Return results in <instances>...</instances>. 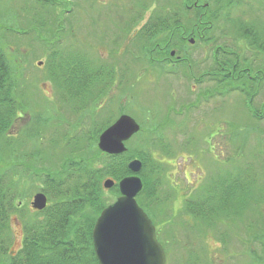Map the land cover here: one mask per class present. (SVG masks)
Returning <instances> with one entry per match:
<instances>
[{
    "label": "rangeland",
    "instance_id": "374dc122",
    "mask_svg": "<svg viewBox=\"0 0 264 264\" xmlns=\"http://www.w3.org/2000/svg\"><path fill=\"white\" fill-rule=\"evenodd\" d=\"M46 1L40 4L35 0H0V25L13 27L11 32L0 28L4 47L8 51L11 47L25 58V77L38 86L40 103L53 108V124L61 122L58 115L63 111L70 126L79 119L78 112L71 115L66 111L68 107L57 98L52 82L46 78L44 62L50 49L67 46L73 52L86 51L84 55L90 60L116 61L121 67L126 64L124 81L118 86L120 73L114 68V81L107 88V94L100 95L98 100L93 99L89 106L98 101V104L108 107L121 105L125 107L123 113L142 124L141 134L133 136L127 146L139 149L144 139L143 131L149 125L160 128L162 143L173 145L165 143L167 153L158 147L153 149L157 159L160 157L161 161L167 162L163 166L167 183L165 180L162 183V188L170 195L165 204L167 213L155 212L154 215L166 264H264V89L260 88L252 97V105L261 115L256 118L250 115L246 104L248 100L239 92L220 90L207 76L199 79L201 73L212 67L217 46L236 51L253 63L261 62L258 51L249 47L243 39H236L234 28L229 26L236 24V20L264 24V4L261 6L253 0H242L225 10L223 17L229 18L227 23L220 17L213 21V28H204L201 36H195L192 44L183 41L188 57L185 64L190 63L193 72L184 76L190 72L187 66L181 68L180 74H173L168 69L175 68L161 62L168 70L164 73L154 68L152 62L132 59L129 55L131 46L125 43L124 47V37L131 19L145 15L148 9L154 10L157 5L168 13L178 12V9L180 12L185 0ZM200 2L208 4L206 0ZM27 3H35L37 12L41 11L43 15L44 20L34 31L29 29L34 22L30 18L32 9L25 8ZM44 6H47V11ZM8 10L10 12L6 13ZM47 29L53 33L60 32L53 35ZM37 33L41 34L39 38ZM149 37V34L144 36L142 44L150 48L148 53L152 54L153 42ZM133 43L137 45L134 40ZM40 61L42 64L38 65ZM34 106L30 108V114L42 108ZM89 115L85 114L79 120L84 129L87 128ZM28 120L29 117H26L25 125ZM23 123V118L18 119L12 132H18V126ZM54 131L44 130L48 137ZM151 137L155 139L158 135ZM63 153L64 149L55 151L58 156ZM208 181L220 188V193L224 192V185L231 181L229 191L232 195L226 201L232 209L231 218L214 222L213 229L209 226L205 229L201 225L193 229L190 227L194 224L193 220L182 214V203L190 194L203 185L205 187ZM39 184L28 178L22 180L18 205H23L27 213L35 212L30 202L33 195L41 191ZM204 189L200 190V195L205 193ZM251 189L255 190V198L250 196ZM105 190L110 202L114 201L117 196L109 189ZM13 215L11 249L15 250L20 246L22 231L15 221L20 216L17 213Z\"/></svg>",
    "mask_w": 264,
    "mask_h": 264
},
{
    "label": "trees",
    "instance_id": "16d2710c",
    "mask_svg": "<svg viewBox=\"0 0 264 264\" xmlns=\"http://www.w3.org/2000/svg\"><path fill=\"white\" fill-rule=\"evenodd\" d=\"M206 1L208 4L203 7L208 12L203 27L207 29L214 27L213 21L223 17L225 10L242 2ZM253 1L261 6L264 4V0ZM35 2L47 3L46 0ZM26 7L32 9L30 18L34 23L29 29L34 31L44 20L43 15L41 11L37 12L35 3H27ZM44 7L47 11V6ZM165 11L157 5L153 10L147 35L143 32L134 39L137 44L135 46L143 47L141 51L151 59L153 56L148 53L150 48L147 49L148 47L145 48L142 44L144 36H151L149 40L152 39L153 49L161 48L163 44L170 42L167 37L180 32L177 30L183 21L180 17H184L188 24L191 23V19L187 17L190 10L184 4L180 12L179 9L178 12ZM9 12L10 10L6 11ZM223 20L227 23L229 18L225 16ZM229 27L234 28L236 39H243L249 47L258 51L261 62L253 63L251 59L239 56L236 51L217 46L212 67L201 73L199 79L207 76L220 90L239 92L248 100L246 104L250 115L260 118L261 115L252 105V97L257 90L262 87L264 89V24L236 20V24ZM0 28L11 32L13 27L2 24ZM47 31L53 35L60 32L53 33L49 29ZM40 36V33L36 34L37 38ZM169 46L173 45L169 43ZM9 49L10 51L4 47V41L0 38V264H99L91 239L97 216L102 208L110 203L106 190L102 187V180L108 176L114 179L115 183L109 191L118 196L117 182L131 174L127 163L133 158L140 159L142 167L138 175L143 186L136 199L156 225L154 215L167 213L165 204L170 195L162 188L163 180L167 183L163 168L167 162L161 161L160 157L157 159L153 149L158 147L167 153V145L171 146L172 143H162L160 128L154 125L156 128L152 129L149 125L143 131L144 139L139 149L129 145L125 152L108 154L96 146L99 133L122 114L125 107H108L102 105L103 103L98 104L99 101L93 103V106H89V103L93 99L98 100L100 95L107 94V88L114 81V68L120 73L118 86L124 81L126 64L121 67L116 61L99 58H96V61L90 60L84 55L86 51L73 52L67 46L48 51L44 62L46 78L52 82L57 98L68 107L66 111L72 113L71 115L78 112L79 120L85 114H90L87 128L84 129L82 121L79 120L71 126L69 122L67 124L64 111L58 115L61 122H51L53 108L40 103L41 93H37L38 86L25 77V58L11 47ZM151 62L158 71H165L163 63L155 60ZM186 66L190 68V72L183 75L193 74L190 63L185 64V68ZM122 92L125 93L123 89ZM32 104L42 108L30 114ZM262 107L264 108V102ZM145 113L148 114L147 110ZM26 117H29L27 125ZM22 118L24 123L18 126V132L13 133L12 128L16 121ZM79 128L82 129L80 132ZM46 129L49 132L52 129L56 131L48 137L44 132ZM141 131L140 126L134 136L141 134ZM153 134L158 137L152 138ZM35 145L37 147L33 148ZM61 149H64L63 155H56L55 151ZM27 178L40 183V190L48 198L46 207L33 213H27L23 205H18L20 186L22 180ZM203 188L205 193L200 195L199 192ZM229 189L231 181L224 185L223 193L208 181L205 187L203 185L190 194L182 203L181 210L182 214L193 220L194 224L190 227L198 229L201 225L205 229L208 226L213 229L214 222L225 217L229 220L232 212L226 202L229 195H232ZM250 196L256 197L254 189L250 190ZM16 213L20 216L15 221L21 226L22 237L20 246L12 250L11 222L13 214ZM156 232L159 233V229L156 228Z\"/></svg>",
    "mask_w": 264,
    "mask_h": 264
},
{
    "label": "water",
    "instance_id": "95a60500",
    "mask_svg": "<svg viewBox=\"0 0 264 264\" xmlns=\"http://www.w3.org/2000/svg\"><path fill=\"white\" fill-rule=\"evenodd\" d=\"M139 130L140 125L133 117L121 114L100 132L96 146L102 152L120 154L127 150L125 141ZM127 167L131 174L117 182L119 195L102 208L94 222L91 239L94 254L99 264H166L155 226L136 200L143 186L137 174L142 162L133 158ZM114 183L108 177L102 186L109 189ZM30 204L32 208L42 210L47 205V196L39 191L33 195Z\"/></svg>",
    "mask_w": 264,
    "mask_h": 264
},
{
    "label": "flooded vegetation",
    "instance_id": "af4514ba",
    "mask_svg": "<svg viewBox=\"0 0 264 264\" xmlns=\"http://www.w3.org/2000/svg\"><path fill=\"white\" fill-rule=\"evenodd\" d=\"M185 6L189 8L191 11L189 19H191V23L187 24L186 19H183V21L179 24L177 30L179 29L180 32H175L167 39L170 40L168 45L163 44L161 48L153 49L152 46V59L145 56L144 53L141 51L142 47H137L136 49H132L134 47L133 40L136 38V36L141 33L142 31L145 34V36L148 33L149 23L152 19V8L148 9V12L145 15L135 17L130 20V23L127 25L126 28V40H124V47L126 46L125 43H127L128 46H131V51L129 50V55L132 57V59L136 60H147L151 62L152 60L159 61V62H166L170 65H172L175 69L170 70L173 74H180L181 68L185 66L184 64L188 62V57L186 56L185 49H183V41H188L189 43L194 42L195 36H201L202 33H204L203 23L204 19L207 17V10L203 7L206 4H203L200 2V0H190L189 2L184 1L183 3ZM176 12V11H175ZM193 40V41H191ZM169 43L173 46H169ZM141 51V52H140ZM125 53V52H124ZM128 54V51L125 53ZM134 54V55H133ZM157 233V232H156ZM157 239L159 240L158 234H156ZM160 241V240H159Z\"/></svg>",
    "mask_w": 264,
    "mask_h": 264
}]
</instances>
